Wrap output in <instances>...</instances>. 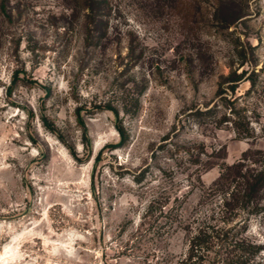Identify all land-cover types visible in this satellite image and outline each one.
<instances>
[{"label":"rangeland","instance_id":"1","mask_svg":"<svg viewBox=\"0 0 264 264\" xmlns=\"http://www.w3.org/2000/svg\"><path fill=\"white\" fill-rule=\"evenodd\" d=\"M3 2L0 252L19 254L0 264H185L221 223L222 168L264 166V0L228 27L213 0H107L94 43L70 0ZM255 201L195 264H236L247 241L264 264Z\"/></svg>","mask_w":264,"mask_h":264},{"label":"trees","instance_id":"2","mask_svg":"<svg viewBox=\"0 0 264 264\" xmlns=\"http://www.w3.org/2000/svg\"><path fill=\"white\" fill-rule=\"evenodd\" d=\"M4 1V0H3ZM0 0V8L5 12L4 2ZM240 1L242 0H213L211 5V18L219 23L222 27H228L236 19L244 14L241 9ZM73 4L71 14L82 11L83 17L86 22V41L90 43L96 42L101 36L104 35L105 30V12L107 8V0H70ZM77 7V8H76ZM200 9L197 8L196 12ZM5 14V13H4ZM90 26V28H88ZM93 30H98L93 33ZM240 77V74H231L229 81L234 82ZM12 78V81L14 80ZM233 90V86H229ZM126 111V109H124ZM246 131L244 136H249ZM247 157H243V161ZM238 161L237 163L226 165L222 168L214 185L218 186V194H221V201L219 203V210L217 211L218 220L220 225L207 224L199 226L189 241V247L185 258V264H195L198 258H195V250L202 246L206 241V237L210 233L215 232L218 234L228 222L229 215L242 205H251L257 208L255 199L259 196L260 191H264V166L260 167L256 164V159H249V164ZM258 209V208H257ZM236 244V243H235ZM246 247L243 249L242 255L238 256L236 264H246L258 251L259 245L247 241Z\"/></svg>","mask_w":264,"mask_h":264},{"label":"bare ground","instance_id":"3","mask_svg":"<svg viewBox=\"0 0 264 264\" xmlns=\"http://www.w3.org/2000/svg\"><path fill=\"white\" fill-rule=\"evenodd\" d=\"M12 248L9 247V245L4 246L3 250L0 252V262L6 263L11 261L13 258H15V256L16 257L18 256L19 253L17 254V252L14 251L15 249L13 250Z\"/></svg>","mask_w":264,"mask_h":264}]
</instances>
